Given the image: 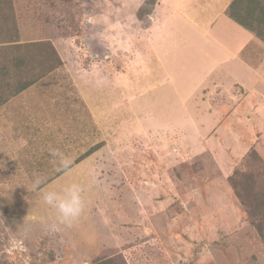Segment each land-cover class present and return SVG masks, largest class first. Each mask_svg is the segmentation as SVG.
I'll use <instances>...</instances> for the list:
<instances>
[{
  "label": "rangeland",
  "instance_id": "1",
  "mask_svg": "<svg viewBox=\"0 0 264 264\" xmlns=\"http://www.w3.org/2000/svg\"><path fill=\"white\" fill-rule=\"evenodd\" d=\"M154 1L0 0V24L60 57L18 94L0 77V264H264V44L242 45L227 0ZM12 38L0 70L28 77ZM70 182L85 207L57 248L40 191Z\"/></svg>",
  "mask_w": 264,
  "mask_h": 264
},
{
  "label": "trees",
  "instance_id": "2",
  "mask_svg": "<svg viewBox=\"0 0 264 264\" xmlns=\"http://www.w3.org/2000/svg\"><path fill=\"white\" fill-rule=\"evenodd\" d=\"M154 2V0H145V2L140 5L139 10H142L145 5H149L150 7H152ZM148 12L149 11H147L146 13ZM226 15L238 25L253 33L259 40L264 43V0H233L228 7ZM5 25L9 26L7 24H0V28H2L0 29V36L6 34L7 31L10 35L9 29L7 27H4ZM4 40L8 41L6 45L2 46L7 49L6 51H4L5 55H10L6 58L7 60H11V62L17 67L18 65L21 66L27 63L34 65V68L28 70L29 74H31L28 77H24V73L20 75L18 68H11L10 70H6L5 72H2V70H0V77H15L14 80H11L14 83L15 90L12 91L10 85L6 83V87L10 88L4 90L6 94L11 93V95H13L23 91L27 88V85H30L42 78L45 72L52 71L56 67L57 59L60 58L57 52H51L52 50L50 49L45 50L43 48L44 44L42 42L35 41L20 43L18 40L17 30L12 39ZM11 54H14L13 57H11ZM42 57L45 58L44 61L41 60ZM38 67L41 70L39 72L37 69ZM3 101L4 100H1L0 104L3 103ZM99 146L100 144L95 145L87 154L93 152L94 150H97ZM233 189L236 190L234 187ZM257 209L258 208L254 210L257 211V214L260 216L263 208L258 210ZM262 213H264V211ZM97 264H108V262L98 261Z\"/></svg>",
  "mask_w": 264,
  "mask_h": 264
},
{
  "label": "clouds",
  "instance_id": "3",
  "mask_svg": "<svg viewBox=\"0 0 264 264\" xmlns=\"http://www.w3.org/2000/svg\"><path fill=\"white\" fill-rule=\"evenodd\" d=\"M47 151L52 158V164L58 171H67L72 166V157L57 148L49 146ZM44 178L34 176L31 188L37 190L43 184ZM83 188L77 182H70L60 188L47 187L40 191L42 203L51 209L55 217L42 223V232L57 248L65 244L63 233L71 229L79 220L85 207ZM31 233L30 226L20 229L22 239H27Z\"/></svg>",
  "mask_w": 264,
  "mask_h": 264
},
{
  "label": "crops",
  "instance_id": "4",
  "mask_svg": "<svg viewBox=\"0 0 264 264\" xmlns=\"http://www.w3.org/2000/svg\"><path fill=\"white\" fill-rule=\"evenodd\" d=\"M227 1H230L229 3H227L226 4V2ZM227 1H225V2H222L223 3V5H224V8H227L231 3H232V0H227ZM222 3H221V7L223 8V6H222ZM208 8V7H207ZM226 10V9H225ZM202 12L204 13V12H206V11H204V9L202 10ZM202 13V14H203ZM215 16L216 17H219V16H221V18H224V19H230L229 17H227V15H226V13H222L221 15L219 14V16H218V10L215 12ZM233 21V20H232ZM236 24V26L238 27V30L239 29H243L244 31H245V33H247L248 32V34H246L247 35V40L242 44L243 46H254V45H259V44H264L261 40H259L253 33H251L250 31H248V30H246L245 28H243V27H241L240 25H238L237 23H235ZM213 26H214V22H213ZM0 29H2V28H0ZM239 33H244V32H242L241 30H239ZM14 36V34H13V30H11V32H10V37H13ZM219 45L220 44H217V47H215V50L217 51V54L220 56V59L218 60V65H221V64H223V60L222 59H224V53L222 52V50H221V48L219 47ZM256 48H254V49H252V50H255ZM264 53V52H263ZM230 54V53H229ZM229 54L228 55H226V58H228V56H229ZM251 55H252V57H256L257 55H258V52H252L251 51ZM258 58H260V56H258ZM257 58V59H258ZM245 65V64H244Z\"/></svg>",
  "mask_w": 264,
  "mask_h": 264
}]
</instances>
